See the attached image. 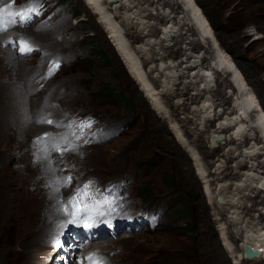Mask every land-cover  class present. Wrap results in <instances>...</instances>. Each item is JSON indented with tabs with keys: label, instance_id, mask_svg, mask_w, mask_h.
Returning a JSON list of instances; mask_svg holds the SVG:
<instances>
[{
	"label": "rangeland",
	"instance_id": "1",
	"mask_svg": "<svg viewBox=\"0 0 264 264\" xmlns=\"http://www.w3.org/2000/svg\"><path fill=\"white\" fill-rule=\"evenodd\" d=\"M63 1L67 2L68 7L52 8L47 5L40 9L42 18L55 23V27L50 28L44 22L15 29L11 34L13 38L18 34L20 36V33L21 37L30 38L49 57L60 56L63 52L58 58L61 64L58 75L40 93L33 91L39 85V77L46 64L54 59L43 58V53L18 57L11 48L9 50L0 44V264H37L39 257L45 254L43 247L48 236L54 234L59 226L55 220L51 229L43 235L42 229L39 233L36 230L38 226L31 216L24 217L23 213L12 215L7 206L10 202L15 211L23 209L17 198L10 201L12 192L23 200L25 191L33 193L36 190L47 206L46 211L41 210L40 214L46 213L50 217V212L56 211L57 198L65 199L75 185L88 179L103 184L114 177L130 181V196L136 208L159 207L163 209L164 216L152 220V229L133 230L115 239L94 242L95 248L108 244L109 248L102 252V256L106 261L110 260V264H235L226 253L221 237L220 217L216 215L214 207V203L218 202L217 190L214 189L219 188V183L212 181L214 172L226 166L221 163V155L227 152V147L223 142L220 147L212 143L216 118L208 123L209 130L204 129L202 133L204 121L194 120L196 118L190 115L193 109L199 111L201 104L212 99L213 102L216 99L214 103L217 107L214 105L216 108H210L207 116L224 115L231 109L234 97L230 95L229 88H225L228 84L224 85V80H229L228 76L223 72L214 75L216 81L207 85L205 92L197 97V100L201 98L200 105L184 97H168L160 99L163 109L162 112L158 111L133 79L115 43L86 0ZM194 1L217 44L245 79L247 88L264 113V0ZM18 2L20 0H16ZM161 8L157 12L155 8V11L148 10L151 13L150 23L159 29L155 42L158 46L154 47L159 55L162 53L161 47L168 52L175 51L181 45L173 46L170 41L161 43L158 40L169 19L163 15V21L157 26L153 18L162 13ZM165 9L167 14L169 8ZM140 31L135 27L127 29L129 35L126 39L135 48L141 44L133 41ZM5 35L0 34V43ZM173 40L176 41L175 38ZM185 53L173 56L171 60L174 61H169V64L178 65L181 60L185 61L189 51ZM191 63H196V60ZM150 65L144 67L146 71L153 70L155 64L151 65L152 68ZM184 65L186 63L182 67ZM149 73L157 82L156 87L163 85L157 72ZM175 74L180 75L179 68ZM178 80L177 91L172 93L170 90V94L180 95L184 85L189 87L185 88L188 96L194 97L201 91L196 90L200 83L193 84V79L185 77ZM118 97L125 100L118 103L115 101ZM223 99L228 103L220 102ZM182 101L184 104L181 106ZM41 115L55 121L68 115L69 123L95 115L104 124V129L110 130V136L101 144L76 147L73 151L39 153L33 143L37 136L45 132L60 134L54 125L35 124V118ZM122 125L125 130L113 137ZM184 131L191 132L187 140L190 147L199 152V155L196 153L197 161L182 141ZM224 131L226 138L231 135L227 129ZM64 132H67L66 129ZM247 142L241 145L242 149ZM206 151L211 153L203 156ZM147 158L152 159L153 164H146ZM237 159L227 161L226 172L236 167ZM201 164H206V167L200 175L198 168ZM241 174L239 171L233 179L228 181V177H225L224 181L227 180L234 188L232 184L239 181ZM66 175L73 178L71 185L54 194L48 187L49 182ZM205 177L212 182L215 192L211 200L206 192ZM257 177L264 176L257 174ZM254 185V191L253 188L246 190L247 195L238 200L247 205L244 221L260 213L259 219H264V192H257V182ZM242 215L245 213L241 214V218ZM26 223L29 226L25 230L23 224ZM91 244L78 246L76 263L80 262L85 249L92 247ZM32 250L37 254L30 255ZM242 264H264V260L244 261Z\"/></svg>",
	"mask_w": 264,
	"mask_h": 264
},
{
	"label": "bare ground",
	"instance_id": "2",
	"mask_svg": "<svg viewBox=\"0 0 264 264\" xmlns=\"http://www.w3.org/2000/svg\"><path fill=\"white\" fill-rule=\"evenodd\" d=\"M86 4L89 5L95 12L94 14L98 17L99 21H101L113 43H115L119 55H122L123 60L126 62L128 70H130V73L133 75V79L138 83V85H140L142 92H144L146 96H149L150 101H152V104L156 106L155 108H158V111L163 109V103L160 99L164 100L168 97H184L186 100H191V103L196 102L200 105L199 102L201 98L197 100V97L200 93L205 92L207 85L216 81L214 75L216 73L223 72L224 75L228 76L229 80H224V85L228 84L225 88H229L230 95L232 98L234 97L231 109H229V111L224 115L220 114L215 117L211 114L210 116H207L208 110L214 105L216 106L214 103L216 99L214 102L212 99L211 101L207 100L208 102L201 104L202 108H199V111L197 109H193L190 115L191 118H196L194 120H199L201 122L204 121V124L202 125V133L204 129L209 130L207 128L208 123L216 118L215 120L217 121V126L212 130V135H214L212 143H217L216 145L220 147V143L223 142V145L227 147V152L221 155V158L224 160V162L222 160L221 163H225L226 166L224 169L214 172L215 178L212 179V181L216 180L219 183L218 185L215 183L219 188L214 189L217 190L216 200L218 201L217 203H214V207L217 210L216 215L220 217L219 223L221 227V237L223 238L225 251L231 256L232 261L235 262V264H242L244 261H263L264 219H259V216H261L260 213L258 216L248 217L244 221L243 219L247 214L245 212L247 205L245 206L243 203L241 204L238 200L240 197H245L247 195L245 192L246 190L248 191L253 188L254 191V183L256 182L257 192H264V177H257V174L264 176V113L258 101L254 99L253 95H251L249 89L247 88L245 79L242 78L240 72L236 69V67H234L231 60L228 59L225 52L221 50L217 44L210 26L207 24L206 20L203 19V14L201 10L198 9L195 1L86 0ZM142 6L145 8L141 9L140 7ZM160 6L162 7V13L157 14V16L153 18V20H156L157 26L161 21H163V15L169 17V19L163 27L164 32H161V36L158 40H160L161 43L170 41L173 46L181 44L175 51L167 52L163 49V47H161V55L155 53L154 50V47L157 45L155 42L157 41L156 37L159 29L156 25L152 26L150 23L151 21L149 19L151 13L148 12L149 9L154 10V8L156 10L154 11L157 12V10L160 9ZM165 7L169 8L167 14L165 13L167 11ZM64 24L67 25V22ZM128 27H135L139 30L141 29L137 37L134 36V43L137 45L141 43L136 48L133 47L126 39L127 35H129L127 32ZM173 38H175L176 41H174ZM3 47H8L10 50V45L8 44ZM168 47H170V44ZM186 50H188L189 53H187L184 58L185 61L181 60L178 65L171 63L174 61L171 60L173 56L177 54L185 55ZM200 52H202L201 56L198 55ZM142 55L144 56L142 57ZM144 57L147 58L148 61L145 60ZM193 59L196 60V63L192 64L191 61H194ZM169 61H171L170 64ZM183 63H186L184 67H182ZM148 64H155L153 68L151 65L149 66L153 70L149 69L146 71L144 67ZM178 68L180 69V75L175 74ZM185 71L187 73L186 76ZM149 72H157V76L160 77L159 80L163 82V85H158V87H156L157 82L150 77ZM185 77L188 78V80L189 78L190 80L193 79V84L195 85L198 82L200 83V86H198L199 88L196 90L201 91L197 92L194 97L187 95L188 93L185 89L189 88L187 85H184L185 87L181 91L180 95L172 94L177 91V83L179 82L178 79H185ZM173 86L175 87L174 89H172ZM160 87L162 90L159 91L158 88ZM170 90L173 91L171 94ZM220 102L223 104L228 103L226 99H223V101L220 100ZM183 104L184 101L181 102V106ZM185 118L189 117L185 116ZM225 129L231 132V135L227 138L224 134ZM190 133L184 131V138L182 141H184L188 151H190L191 155L197 161L198 158L196 153L199 155V152L196 149L193 150V147H190V142L187 140ZM200 134L201 133H198V135ZM244 141H248V145L246 144L242 149L241 145ZM210 153V151H206L203 153V156H208ZM236 158H238L236 167L232 168L230 172H226L225 169L227 167V161H232ZM205 167L206 164L199 165L198 173L202 174ZM222 170L226 172L224 175ZM239 171L242 173L241 176H239L241 178L239 181L237 180L235 184H232L234 185V188H232V186L227 182L229 179H233ZM225 177H228V181H224ZM204 180L206 183V192H208L209 200H211L212 195L215 193L214 190H212V182H210V180L206 177ZM34 192L25 191L22 197L23 200H21L16 193L12 192L10 201L17 198L19 200L20 207H23L21 211H15L14 206H12V202H10L7 206L12 215H21L23 213L24 217L31 216L33 223L38 226L36 230L39 233L40 229H42L43 235L45 234V231L47 232V230L53 226L52 224L55 220H57V224L59 223L58 225L66 223L68 220L67 217L64 218V215L57 213V211H51L50 214L48 212L47 214H52L50 217L45 215L46 213H42L43 215H41V210L42 212L43 210L46 211L47 206L45 205L43 198L38 197L36 190ZM242 213H245V215H242L243 217L241 218L240 216ZM23 225L25 230L28 229V223ZM66 226L62 228L58 227L57 231L64 233L65 231L62 229L66 230ZM41 243H43V241ZM65 243L67 245L66 249L69 250L68 256L72 257L73 255V260H65L66 264H77L75 258L78 257L79 242H77L75 238L69 236L66 238ZM46 245L47 244H44L43 248L49 249V255L52 254L53 260L54 258H57L58 255H62V253L58 250L53 251ZM91 245L92 247L85 249V253L96 251L97 254L102 256V252L109 248H107L108 244L100 245L96 248L93 246L94 243ZM247 245H249L254 251L258 252L259 256L255 258H246L243 250ZM55 253H58V255ZM36 254H34L33 250L32 253H30L32 256ZM64 257L65 254L63 255V258ZM61 260L58 258L57 262H61ZM106 263L110 264V260H107ZM51 264H53V262Z\"/></svg>",
	"mask_w": 264,
	"mask_h": 264
},
{
	"label": "snow or ice",
	"instance_id": "3",
	"mask_svg": "<svg viewBox=\"0 0 264 264\" xmlns=\"http://www.w3.org/2000/svg\"><path fill=\"white\" fill-rule=\"evenodd\" d=\"M0 4H3V0H0ZM10 7V4H3V7H0V33L7 31L8 28L15 26L17 23H19L21 27L27 26L29 21L32 19V14L39 15L42 5L38 3V0H29L25 8L15 13L9 11ZM6 43L12 44L13 42L9 39ZM15 47L20 56L29 55L36 50L31 41L25 37H21L18 41H16ZM59 67V59H54L49 64L47 73L41 77V79L50 78L59 69ZM28 119L31 118L29 117ZM36 122L55 125L69 130L63 134L53 135L52 133L45 132L42 135L37 136L33 143L37 146V151L39 153L61 151V145H63V151L75 150L78 145L74 144L73 140H83L84 143H89L90 140L84 139L86 135H89V133L85 130L91 129L92 124L94 123L91 120H81L64 124L61 121L52 120L48 116L44 115L40 116ZM90 135L93 138L96 136L95 133H90ZM69 136H71L73 140H69ZM72 179L73 178L71 176L56 177L49 182L48 187L52 189L54 194H58L61 188H66L71 185ZM98 194L99 190L93 188V182L88 181L82 185H78L73 190L72 194L66 199L57 198V213L69 217L66 223H62L58 227L62 228L67 224H73L85 231H89L97 227L98 223H104L111 227L109 220L105 219L101 221L99 218L110 215L116 211V208L112 206L114 201L109 200L107 197L97 199ZM53 241L58 246V241H55V237H53ZM83 259L87 262V264H106L104 258L99 256L97 253H89Z\"/></svg>",
	"mask_w": 264,
	"mask_h": 264
},
{
	"label": "water",
	"instance_id": "4",
	"mask_svg": "<svg viewBox=\"0 0 264 264\" xmlns=\"http://www.w3.org/2000/svg\"><path fill=\"white\" fill-rule=\"evenodd\" d=\"M243 253L246 258H255L259 256V253L254 251L249 245L244 247Z\"/></svg>",
	"mask_w": 264,
	"mask_h": 264
},
{
	"label": "trees",
	"instance_id": "5",
	"mask_svg": "<svg viewBox=\"0 0 264 264\" xmlns=\"http://www.w3.org/2000/svg\"><path fill=\"white\" fill-rule=\"evenodd\" d=\"M95 54L98 55L97 53H95ZM124 100L125 99L123 97H118V98L115 99V101H117L118 103H122L121 101H124Z\"/></svg>",
	"mask_w": 264,
	"mask_h": 264
}]
</instances>
